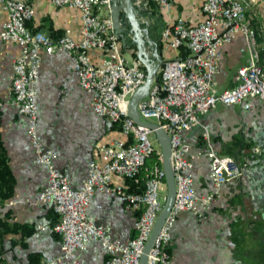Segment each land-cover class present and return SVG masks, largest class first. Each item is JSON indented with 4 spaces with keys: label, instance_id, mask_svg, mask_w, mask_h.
Segmentation results:
<instances>
[{
    "label": "built area",
    "instance_id": "built-area-1",
    "mask_svg": "<svg viewBox=\"0 0 264 264\" xmlns=\"http://www.w3.org/2000/svg\"><path fill=\"white\" fill-rule=\"evenodd\" d=\"M51 1L58 6L79 9L81 36L78 40L69 36L67 28L54 38L30 29L27 21L33 14L32 0H0L7 13L0 26V39L13 41L19 47L11 60L13 102L16 112L26 118L25 133L32 149V161L41 164L46 173L45 183L34 200L51 205L56 214L51 229L60 238L59 252L39 264L74 261L75 251L84 248L88 240L97 241L104 250L102 264H138L165 196L164 193L158 197V189H165V184L160 149L153 148L148 139L152 131L135 123L126 111L127 99L142 83L145 72L138 59H129L123 54L111 27L108 0ZM149 1L165 10L171 5V0H133V3L146 10ZM102 8H107V14H99ZM201 10L204 15L197 23L178 16L161 28L164 46L178 49L184 45L186 52L161 59L156 80L153 78L147 93L136 103L140 117H154L168 136L175 189L171 208L147 253V264H176L167 247L177 213L187 210L203 216L220 185L240 174L229 154L214 149L208 131L203 130L201 134L203 148L194 152H189L182 131L199 124L200 116L216 102L247 108L250 99L256 97L264 108V59L255 45L243 3L241 0H202ZM236 32H241L246 39L249 60L237 67L234 85L217 90L213 77L220 56L219 46L230 41ZM56 48L71 52L77 83L82 90L91 92L92 111L110 121H118L124 135L100 143L97 155L87 160L85 173L76 186L69 183L67 172L54 164L55 151L44 145L37 130L39 50L51 52ZM89 49L101 51L98 63L90 60ZM252 149L264 158V143L253 145ZM151 154L155 155L154 160L146 164ZM202 154L209 160L211 190L197 195L189 168L193 158ZM140 172L143 183L139 191L112 182L113 175L136 180ZM95 189L116 194L123 207L134 212L133 235L124 240L114 239L105 226L87 217L86 209Z\"/></svg>",
    "mask_w": 264,
    "mask_h": 264
},
{
    "label": "crops",
    "instance_id": "crops-1",
    "mask_svg": "<svg viewBox=\"0 0 264 264\" xmlns=\"http://www.w3.org/2000/svg\"><path fill=\"white\" fill-rule=\"evenodd\" d=\"M202 0H171L169 10L154 6V12L143 10L147 18L142 25L155 41L161 28L175 17L191 23L203 18ZM33 14L27 21L32 30H40L51 38L63 29L78 40L81 36L80 11L74 6L55 5L51 0H32ZM7 18L0 2V26ZM19 50L10 40L0 39V140L5 148L13 176L10 194L0 203V234L2 264H30L49 260L59 252L60 238L51 229L55 221L49 203L36 202L37 192L45 183L46 173L41 164L32 161V149L25 133L26 118L16 112L10 85L11 60ZM128 51V50H127ZM123 50L127 58L130 52ZM220 56L214 74V87L219 90L237 82L236 69L249 60L246 39L241 32L219 46ZM178 49L161 44L160 57H172ZM93 63H98L101 51L89 49ZM36 79L37 130L45 146L55 151L54 164L67 172L72 186L78 185L86 169L87 160L95 157L100 143L123 138L120 127L107 118L96 115L90 106V91L82 90L73 70L69 50L56 48L51 52L39 50ZM264 59V53L260 55ZM151 120V119H150ZM153 121H156L154 119ZM209 132L214 149L225 153L227 145L264 143V108L256 97L250 106L216 102L200 116L199 124L182 131V139L189 152L203 148L202 131ZM227 154V153H225ZM241 170L238 179L222 183L209 202L203 216L190 211H179L170 229L169 254L176 264H264V215L252 195L264 191V158L253 156ZM189 171L197 195L211 190L208 178L209 160L202 154L193 158ZM112 182L126 186L125 177L112 176ZM263 184V185H262ZM238 192H244L237 200ZM231 200V201H230ZM234 204H230V202ZM88 218L105 226L112 238L124 240L134 234V212L123 207L114 193L95 189L86 209ZM239 215V216H238ZM250 217L253 227L246 226L244 216ZM263 215V216H262ZM234 216L238 218L241 237L235 244L231 239ZM42 225V228H37ZM250 246V247H249ZM105 252L97 241L88 240L85 247L75 251V260L60 264H102Z\"/></svg>",
    "mask_w": 264,
    "mask_h": 264
},
{
    "label": "water",
    "instance_id": "water-1",
    "mask_svg": "<svg viewBox=\"0 0 264 264\" xmlns=\"http://www.w3.org/2000/svg\"><path fill=\"white\" fill-rule=\"evenodd\" d=\"M107 7L113 33L119 40L121 47L127 49L130 43L133 44L135 48L134 57L138 59L145 72L142 83L130 93L127 99V115L135 123L145 125L151 129L161 153L165 196L138 258V264H147V253L171 208L175 190L168 136L156 121L141 118L136 107L137 101L147 93L161 57L156 42L149 36L147 27L142 25V22L147 21V18L141 7L136 6L133 0H108Z\"/></svg>",
    "mask_w": 264,
    "mask_h": 264
},
{
    "label": "trees",
    "instance_id": "trees-1",
    "mask_svg": "<svg viewBox=\"0 0 264 264\" xmlns=\"http://www.w3.org/2000/svg\"><path fill=\"white\" fill-rule=\"evenodd\" d=\"M155 5H156L155 3L149 1L146 10H149V13L154 12V6ZM155 42H156L157 50H158V52H160V47L162 44L160 35H159V39L158 38L155 39ZM130 44H132V43H130ZM132 46H133V44H132ZM258 50H259V55L264 53L263 48H260ZM185 52H186L185 46L179 45L178 46V54L182 55ZM156 78H157V74L154 75L155 80H156ZM114 122L118 125V127H120V124L118 121H114ZM239 146H240V144H238V143L229 144V145H227V150L223 151V152L229 154L233 158L234 162L236 163V165L238 166V168L240 170L239 175H237V176H235L229 180L238 179L241 175V170L244 167L248 166V163H247L248 160L253 158V156H259L253 152V149H252L253 146L248 145V144L242 145L241 149H242V147L248 148L247 151H245V152H242V151L239 152L238 151ZM154 156H155L154 154H151L150 156H148L145 160V163L146 164L151 163L154 160ZM142 174H143L142 172L138 173V175L136 176V180H133V178H131V177H125L126 188L128 190H131V191L141 190L142 183H143ZM12 184H13V176L11 174V171H10V168L8 165V159H7V154H6L5 148L3 147L1 140H0V203L3 199H5L10 194ZM263 184H264V182H263ZM243 194H245V193L244 192H238L237 195L235 196V198L237 200L238 199L241 200V199H243ZM252 199H254V201H257V203H259V209L258 210L261 211V213H263V215H264V191L258 193L257 195H252ZM230 204L232 205V204H234V202L232 201V202H230ZM237 219L238 218H236V216H234L232 223H230L231 227H233V229H231V231L233 230L231 232V239L235 244H239L240 243L239 239L241 237H243V235L239 229V224L236 225ZM244 219H245V223H247L246 226L251 229L253 227V225L250 222L251 221L250 217L245 215ZM2 228H3V223L0 220V234L4 230ZM169 247L170 246L167 247L168 251H169ZM0 253H1V249H0ZM39 263L40 262L37 259L36 261H34L33 263H30V264H39ZM0 264H2V258L0 260Z\"/></svg>",
    "mask_w": 264,
    "mask_h": 264
},
{
    "label": "rangeland",
    "instance_id": "rangeland-1",
    "mask_svg": "<svg viewBox=\"0 0 264 264\" xmlns=\"http://www.w3.org/2000/svg\"><path fill=\"white\" fill-rule=\"evenodd\" d=\"M241 2L245 8V17L254 32L255 45L257 49H264V0H241ZM99 14H107V8L100 9ZM123 50H128L127 52H130L132 57H134L135 48L132 44H129L127 49L122 48V51ZM148 119L154 120L155 118L150 116ZM148 139L153 148H159L158 142L153 133L148 134ZM164 193V188L161 187L158 189L159 198H161V195Z\"/></svg>",
    "mask_w": 264,
    "mask_h": 264
}]
</instances>
